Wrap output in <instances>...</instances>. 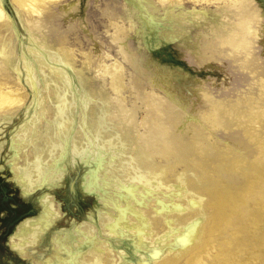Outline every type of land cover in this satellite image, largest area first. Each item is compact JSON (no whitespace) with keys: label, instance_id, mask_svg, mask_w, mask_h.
<instances>
[{"label":"rangeland","instance_id":"rangeland-1","mask_svg":"<svg viewBox=\"0 0 264 264\" xmlns=\"http://www.w3.org/2000/svg\"><path fill=\"white\" fill-rule=\"evenodd\" d=\"M35 1L0 0V264H264V0Z\"/></svg>","mask_w":264,"mask_h":264},{"label":"bare ground","instance_id":"bare-ground-1","mask_svg":"<svg viewBox=\"0 0 264 264\" xmlns=\"http://www.w3.org/2000/svg\"><path fill=\"white\" fill-rule=\"evenodd\" d=\"M30 4H31V7L33 8V6H35V4H36V1L35 0H30ZM0 15H1V10H0ZM114 68H115V72L114 73H116L117 71H118V66H116V65H114ZM110 71V70H109ZM114 73H111V75L112 76H114V77H116V74H114ZM114 84H116L115 83V81H114ZM1 87V86H0ZM116 87V86H115ZM3 89V88H2ZM2 91H0V95H1V97H0V103H2L3 101H7V102H10V101H12L13 99H11L10 98V95H8L7 94V92H2ZM15 99V98H14ZM149 99L150 100H155L152 96H149ZM222 100H224V99H222ZM221 99H219L217 102L218 103H222V102H220V101H222ZM1 106V105H0ZM149 108V107H148ZM125 109H129L130 110V112L129 113H131L132 112V114H133V108L132 107H130V108H125ZM220 109V108H219ZM134 115V114H133ZM122 116H123V118L124 119H126L127 120V122H128V119L131 117L129 114H127V113H122ZM221 116V121L222 122H225V121H227L228 120V117H226L225 116V114L224 115H220ZM152 117V118H151ZM151 119L153 120V113H152V110H150L149 109V112H147L145 115H144V117H143V122H144V126H143V128H142V130H140L139 132H137L138 134H139V136H140V134H142L143 136H140V138L141 139H145L143 142L145 143V144H147L149 147H150V149L152 150V151H154L155 153L157 152V153H160V154H162L163 152H165V154L163 153V155H165V157H172V156H174L175 155V153L174 152H179L180 150H181V148L179 147V146H173V145H170V147H169V149H164V147L162 146V143H161V139H159L158 137H157V129H155L154 127L151 129V131H150V134H151V136L153 137V139H151V140H148V139H146L147 138V134L145 135L144 133L147 131L145 128L147 127V125L150 123V121H151ZM130 125H131V123H130ZM168 130H169V126H168V128H167ZM167 130V131H168Z\"/></svg>","mask_w":264,"mask_h":264}]
</instances>
